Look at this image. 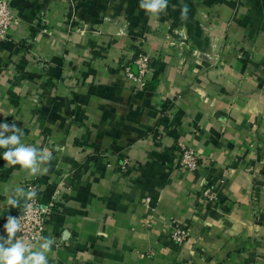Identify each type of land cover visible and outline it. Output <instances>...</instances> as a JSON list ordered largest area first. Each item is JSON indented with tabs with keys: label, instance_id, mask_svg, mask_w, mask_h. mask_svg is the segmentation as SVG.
Segmentation results:
<instances>
[{
	"label": "crops",
	"instance_id": "0c3cea01",
	"mask_svg": "<svg viewBox=\"0 0 264 264\" xmlns=\"http://www.w3.org/2000/svg\"><path fill=\"white\" fill-rule=\"evenodd\" d=\"M8 4L0 124L52 160L29 175L0 148V236L34 182L54 204L48 264H264V0H168L158 16L140 0ZM140 55L142 80L127 72Z\"/></svg>",
	"mask_w": 264,
	"mask_h": 264
},
{
	"label": "clouds",
	"instance_id": "9594fccd",
	"mask_svg": "<svg viewBox=\"0 0 264 264\" xmlns=\"http://www.w3.org/2000/svg\"><path fill=\"white\" fill-rule=\"evenodd\" d=\"M168 7V0H140L139 8L147 13L159 15ZM188 8L184 5L181 9V17H187ZM11 133V135H6ZM22 130L16 123L0 124V148H5L3 159L8 166L20 165L29 175L47 174L48 167H41L52 160L51 151L38 149L34 146H27L21 142ZM14 197L8 198V203L18 206L20 198L33 200L37 193L34 189L25 191L22 187H16ZM30 207V205H29ZM19 219L9 216L4 225L7 238L0 236V264H48L47 253L51 251L55 239L51 237H41L42 243L34 245L22 239H14L20 230ZM36 249V250H34Z\"/></svg>",
	"mask_w": 264,
	"mask_h": 264
},
{
	"label": "built area",
	"instance_id": "2783aa9c",
	"mask_svg": "<svg viewBox=\"0 0 264 264\" xmlns=\"http://www.w3.org/2000/svg\"><path fill=\"white\" fill-rule=\"evenodd\" d=\"M9 0H0V35L6 36L13 26L12 16L9 9ZM151 59L147 55H140L137 63L139 64V74L135 75L129 68L127 72L130 76H138L143 79L145 73L148 71ZM181 165L190 170H196L200 164V156L191 148H185L181 156ZM25 191L34 189L37 193L33 200H25L24 207L17 213L16 218L19 219L21 225L20 230L16 233L19 237L31 243H36L45 237L48 218L53 211L54 204L50 206H43L40 198V186L34 182H27L24 184ZM205 194L210 198L214 197L212 189H206ZM30 205V207H29ZM189 236V231L185 227H178L173 233L174 240L181 244L186 241ZM181 264H195L188 261Z\"/></svg>",
	"mask_w": 264,
	"mask_h": 264
},
{
	"label": "rangeland",
	"instance_id": "374dc122",
	"mask_svg": "<svg viewBox=\"0 0 264 264\" xmlns=\"http://www.w3.org/2000/svg\"><path fill=\"white\" fill-rule=\"evenodd\" d=\"M80 28H81V27H78L77 29L79 30ZM85 28H86V27H85ZM85 28H84V29H85ZM84 29H83V31H85Z\"/></svg>",
	"mask_w": 264,
	"mask_h": 264
}]
</instances>
